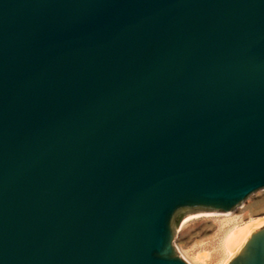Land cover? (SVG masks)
Returning a JSON list of instances; mask_svg holds the SVG:
<instances>
[{
  "label": "water",
  "instance_id": "obj_1",
  "mask_svg": "<svg viewBox=\"0 0 264 264\" xmlns=\"http://www.w3.org/2000/svg\"><path fill=\"white\" fill-rule=\"evenodd\" d=\"M262 188L264 0H0V264H188Z\"/></svg>",
  "mask_w": 264,
  "mask_h": 264
},
{
  "label": "rangeland",
  "instance_id": "obj_2",
  "mask_svg": "<svg viewBox=\"0 0 264 264\" xmlns=\"http://www.w3.org/2000/svg\"><path fill=\"white\" fill-rule=\"evenodd\" d=\"M263 215L264 188L250 194L230 211L183 213L175 223L174 245L188 264H227L229 255L223 248L227 233L235 225Z\"/></svg>",
  "mask_w": 264,
  "mask_h": 264
},
{
  "label": "bare ground",
  "instance_id": "obj_3",
  "mask_svg": "<svg viewBox=\"0 0 264 264\" xmlns=\"http://www.w3.org/2000/svg\"><path fill=\"white\" fill-rule=\"evenodd\" d=\"M262 225H264V215L235 225L227 233L223 240V248L229 255L228 260H231L240 251L248 235Z\"/></svg>",
  "mask_w": 264,
  "mask_h": 264
}]
</instances>
